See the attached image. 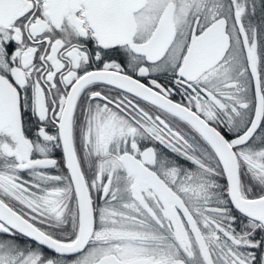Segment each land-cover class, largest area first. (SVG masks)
<instances>
[{
	"label": "snow or ice",
	"instance_id": "snow-or-ice-1",
	"mask_svg": "<svg viewBox=\"0 0 264 264\" xmlns=\"http://www.w3.org/2000/svg\"><path fill=\"white\" fill-rule=\"evenodd\" d=\"M0 264H264V0H0Z\"/></svg>",
	"mask_w": 264,
	"mask_h": 264
}]
</instances>
